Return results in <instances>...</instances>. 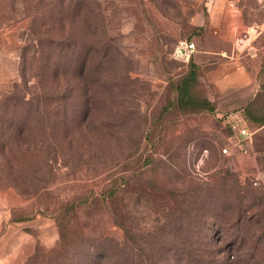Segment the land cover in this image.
<instances>
[{
	"label": "rangeland",
	"instance_id": "1",
	"mask_svg": "<svg viewBox=\"0 0 264 264\" xmlns=\"http://www.w3.org/2000/svg\"><path fill=\"white\" fill-rule=\"evenodd\" d=\"M34 1H0V102L14 85L29 96L39 92L40 78L69 96L41 106L24 143L12 136L0 148L2 180H31L35 170L47 179L40 196L0 189V264H264V179L254 185L245 177L250 155L223 152L227 121L240 108L230 109L208 82L209 66L173 56L180 38L197 49L231 48L210 22L206 0H62L35 19ZM42 10L49 18L41 19ZM243 17L263 23L264 0L258 7L246 0ZM47 35L69 44L41 42ZM41 49L52 50L56 71L47 74L33 60ZM194 66L192 92L212 110L177 102V86ZM251 99V116L264 118L263 83ZM55 108L59 114L48 112ZM257 137L264 170V129ZM40 138L49 149L34 144ZM147 157L153 161L143 166ZM40 158L49 165L41 171L33 163ZM128 174L122 191L106 197ZM78 198L84 203L63 222L76 244L57 258L56 213Z\"/></svg>",
	"mask_w": 264,
	"mask_h": 264
},
{
	"label": "trees",
	"instance_id": "2",
	"mask_svg": "<svg viewBox=\"0 0 264 264\" xmlns=\"http://www.w3.org/2000/svg\"><path fill=\"white\" fill-rule=\"evenodd\" d=\"M3 1V0H0ZM34 1V0H33ZM60 1L62 0H38L37 5L40 6L36 8L34 13V19L39 14V11L42 7H47L48 10H52L57 3L60 4ZM80 1V0H78ZM35 2V1H34ZM42 2V5L40 3ZM81 5L84 4V0L81 1ZM84 6V5H83ZM28 7V6H27ZM29 8V7H28ZM84 8L82 9V12H84ZM51 12V11H50ZM88 14V13H87ZM84 13V19L86 21L85 16L87 15ZM42 18H49L46 11L42 10V13L40 14ZM88 21V20H87ZM37 22V21H35ZM36 25V24H34ZM31 29L36 33V27L32 26ZM71 36V35H70ZM48 38L44 36V41L40 40L41 42L46 43H56L63 48L64 46H67L69 44V40L65 37L56 36V35H47ZM69 38V37H68ZM48 41V42H47ZM66 43V44H65ZM42 50V49H41ZM39 51V56L36 57L35 53L33 56V60L35 59L37 64L44 63V69H48V73H51L50 71H56L58 69L56 62L54 60H51V52L52 50L47 51ZM27 53L24 52L22 56V63L25 67V62L28 61L27 59ZM43 57V58H42ZM43 61V62H42ZM87 58L84 61V64L82 66V72L85 73L87 68ZM198 66H194L190 70V72L181 80V82L177 86V94L178 99L177 102L179 106L182 108H200L202 110H212L213 104L212 102L207 98L198 99L192 92V87L194 85V82L197 78L196 69ZM23 74L26 73V69L22 70ZM264 74V61L261 67L260 72L258 73V79L260 80V86H262V83L264 85V80L262 78V75ZM41 90L39 92L34 91L31 96L28 95L30 93L26 88V91L22 94L20 92V89L17 87V85H14L12 90H9L4 95L3 99L0 102V148L3 147V149L9 144L11 141L10 138L12 136H16L22 143L25 142L26 138L29 137L30 130L33 129V127H36L35 124L39 121V115L42 113L41 106L45 108V104L47 100L53 101L54 98L59 97L60 94L64 96L63 98L66 99L69 96V93L67 90L65 91H57L54 87L46 86L45 83L41 81ZM262 81V82H261ZM26 85V83H25ZM61 88V87H60ZM19 89V90H18ZM67 89V88H65ZM62 92V93H61ZM44 100L43 104L41 105V102ZM253 101L254 99H251L246 106H244L242 109H239V114L245 119L246 122L250 121L254 123L255 121L259 124H264V118H254L251 116V107H253ZM45 111V109H43ZM59 109H51L48 112L51 114H59ZM43 120V117H42ZM51 121V116L46 117V123H50L51 126H53V123ZM8 134V138H7ZM35 145H39V149L42 147H45V149H49L45 146L46 141L45 139L41 140L40 143L38 139H35L34 141ZM48 145V144H47ZM49 147V146H48ZM150 161H153L152 158L147 157L144 160L143 166H146ZM36 162V163H35ZM33 163L37 165V169L41 171L42 166L44 164L46 166L48 165V158L46 163L43 164V159L40 158L39 162H37L36 159H33ZM43 164V165H42ZM2 171H0L1 173ZM40 174V176H38ZM130 175H121L118 179L115 180L114 184L110 186V188L103 191V193L106 195V197H113L116 196L120 191L123 189V185L127 183V178H129ZM253 183V180L251 177H249ZM12 181H4L0 177V189L3 187H15L22 193L23 195L27 196H40L43 195L44 192L47 189L46 185V178H44L42 173H37V170H35V176L31 180H18L17 178L13 177L11 178ZM239 183V182H237ZM240 184V183H239ZM84 203V200L81 198H78L76 200H73L71 202L66 203L63 205L60 210L56 213L58 221L60 222V242L59 247L57 250L56 257L59 258V256H66L69 253V248L72 244H76L73 238V234L70 233V231L65 227L63 224L64 220L68 218L70 215L68 213L69 210H73V212L82 204ZM105 255H108L105 253ZM94 257L90 256V259L93 260Z\"/></svg>",
	"mask_w": 264,
	"mask_h": 264
},
{
	"label": "crops",
	"instance_id": "3",
	"mask_svg": "<svg viewBox=\"0 0 264 264\" xmlns=\"http://www.w3.org/2000/svg\"><path fill=\"white\" fill-rule=\"evenodd\" d=\"M252 2L258 7L260 0ZM206 4L210 22L218 27L219 38L228 40L231 48L219 51L202 45L193 56V61L201 67L209 66L208 82L226 95L230 100V109H241L251 100L260 85L258 73L264 61V21L259 24L257 18L253 17L247 19L250 22L245 21L243 8L246 0H206ZM237 113L239 111L235 112ZM263 129L264 126L257 131ZM257 131H253L247 145L252 151L247 155L254 158L246 170L248 175L257 171L264 174L258 160L261 149L257 144Z\"/></svg>",
	"mask_w": 264,
	"mask_h": 264
},
{
	"label": "built area",
	"instance_id": "4",
	"mask_svg": "<svg viewBox=\"0 0 264 264\" xmlns=\"http://www.w3.org/2000/svg\"><path fill=\"white\" fill-rule=\"evenodd\" d=\"M197 51V45L194 40L187 38H180L175 46L173 56L182 61L189 62ZM236 118L228 120L227 125L230 129V134L227 136V143L223 147V152L227 155L239 158L240 155L251 154L250 147H248V142L251 140L253 131L249 128L245 119L239 114H234ZM234 166L237 164L234 163ZM251 177L254 185H258L259 182L263 179L264 174L261 171H257L251 175L245 173V177Z\"/></svg>",
	"mask_w": 264,
	"mask_h": 264
}]
</instances>
